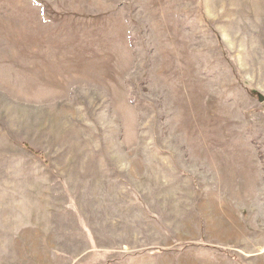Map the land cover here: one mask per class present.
<instances>
[{
	"label": "rangeland",
	"instance_id": "obj_1",
	"mask_svg": "<svg viewBox=\"0 0 264 264\" xmlns=\"http://www.w3.org/2000/svg\"><path fill=\"white\" fill-rule=\"evenodd\" d=\"M0 264H264V0H0Z\"/></svg>",
	"mask_w": 264,
	"mask_h": 264
}]
</instances>
